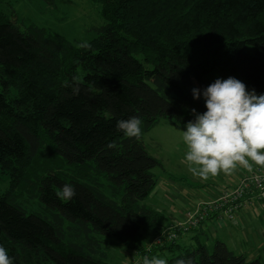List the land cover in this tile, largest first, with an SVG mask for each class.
<instances>
[{
  "label": "trees",
  "instance_id": "1",
  "mask_svg": "<svg viewBox=\"0 0 264 264\" xmlns=\"http://www.w3.org/2000/svg\"><path fill=\"white\" fill-rule=\"evenodd\" d=\"M91 1L103 24L88 48L0 20V174L9 178L0 246L13 264H108L106 240L141 255L165 228L144 204L160 163L142 137L161 119L187 124L193 109L206 112L192 89L217 78L264 94V0ZM131 117L142 120L139 139L116 129ZM65 184L75 188L70 200L57 196ZM31 199L34 209L22 204ZM192 239L167 247L168 264H264Z\"/></svg>",
  "mask_w": 264,
  "mask_h": 264
},
{
  "label": "clouds",
  "instance_id": "2",
  "mask_svg": "<svg viewBox=\"0 0 264 264\" xmlns=\"http://www.w3.org/2000/svg\"><path fill=\"white\" fill-rule=\"evenodd\" d=\"M79 47L88 48L84 43ZM70 86V85H66ZM79 87H73L72 94H79ZM194 100L204 99L206 112L199 114L195 109V119L186 125L182 132L186 146L185 163L193 177L206 181L223 173L233 174L238 168L253 171V166L264 167V94L256 95L247 91L240 80L229 77L217 78L202 92L192 89ZM142 120L131 117L119 120L116 129L128 138L139 139L142 135ZM115 148L112 142L108 145ZM76 195L71 184H65L57 192L59 198L70 200ZM0 264H13L8 250L0 246ZM143 264H168L154 256L144 257ZM175 264H190L184 258L176 259Z\"/></svg>",
  "mask_w": 264,
  "mask_h": 264
},
{
  "label": "rangeland",
  "instance_id": "3",
  "mask_svg": "<svg viewBox=\"0 0 264 264\" xmlns=\"http://www.w3.org/2000/svg\"><path fill=\"white\" fill-rule=\"evenodd\" d=\"M99 9L100 6L91 0H0V20L12 21L11 17L13 16L21 27L33 25L47 28L57 32L71 43H85L95 37L96 28L103 24ZM185 125H172L161 119L142 137L148 154L160 163V166L153 170L158 184L156 183L153 192L144 201V204L153 209L168 210L169 207L159 200L161 197L163 199L172 197L174 189L182 188L184 184L196 188L201 183L198 177H193L188 171V166L185 163L187 149L183 143L181 132L186 131ZM210 181L214 183L215 180L213 177H209L206 182ZM8 183V176L0 174V192L7 189ZM160 191H165L167 194L161 195ZM154 192H156V196L152 198ZM22 204L28 209L35 208L33 199L23 200ZM254 223L258 225V223ZM189 237L190 235L185 240L186 247L194 244L192 239L189 240ZM216 237L222 240L219 235ZM206 239L203 237L200 238V241H206V245L210 249L211 241L209 238ZM106 248L108 264H118V259L125 261L128 258L127 254H130L116 241L107 243ZM158 257L166 260L168 254L158 255Z\"/></svg>",
  "mask_w": 264,
  "mask_h": 264
},
{
  "label": "crops",
  "instance_id": "4",
  "mask_svg": "<svg viewBox=\"0 0 264 264\" xmlns=\"http://www.w3.org/2000/svg\"><path fill=\"white\" fill-rule=\"evenodd\" d=\"M246 172V169L238 168L231 175L219 174L213 177L215 180L214 183L212 182L213 184L211 181L207 183L206 181L199 180L201 183H199V186L196 188L184 184L182 188L174 189L175 192H172V197H167L166 199L161 197L159 199L169 207L168 210L164 208H157L155 210L164 215V226L167 227L170 223L178 221L180 212L193 207L200 200L215 199L220 191L234 186L238 179ZM159 193L161 195L167 194L165 191H160ZM155 196L156 192L152 194V198ZM254 222L258 223V225H255ZM189 235V240L192 239L193 236H197L199 239L205 237V240H207L206 238H209L210 241L211 239L219 240L218 237H216L219 235L222 239L220 241L234 252L238 251L237 253H243L247 255L249 259H253L257 255H262V257H264V206L253 202L246 209H242L235 213L233 222H228L226 220L218 221L211 215L210 218L206 219L201 224L198 231L182 236L176 243L186 246L185 240ZM193 240L194 239H192V241ZM149 241H147L145 245H147ZM105 242L112 243V241L109 240ZM166 249H156L154 251H158L157 253L153 251L150 257L149 255H147V257L151 259L154 256L168 254ZM127 251L130 253L127 254L128 258L125 261L118 259V264H126V262L130 260L132 254L129 250Z\"/></svg>",
  "mask_w": 264,
  "mask_h": 264
},
{
  "label": "built area",
  "instance_id": "5",
  "mask_svg": "<svg viewBox=\"0 0 264 264\" xmlns=\"http://www.w3.org/2000/svg\"><path fill=\"white\" fill-rule=\"evenodd\" d=\"M253 202L264 206V167L255 165L252 172L247 171L234 186L220 191L215 199L200 200L193 207L180 212L178 221L161 229L143 247L141 255L131 251L132 257L126 264H142L144 257L156 249H166L176 243L181 236L198 229L211 215L218 221L233 222L235 213L246 209Z\"/></svg>",
  "mask_w": 264,
  "mask_h": 264
}]
</instances>
